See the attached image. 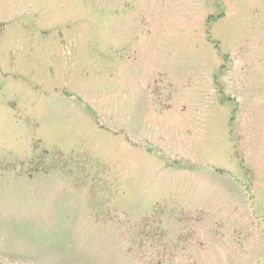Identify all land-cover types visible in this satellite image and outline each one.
Wrapping results in <instances>:
<instances>
[{
	"label": "rangeland",
	"instance_id": "1",
	"mask_svg": "<svg viewBox=\"0 0 264 264\" xmlns=\"http://www.w3.org/2000/svg\"><path fill=\"white\" fill-rule=\"evenodd\" d=\"M0 264H264V0H0Z\"/></svg>",
	"mask_w": 264,
	"mask_h": 264
}]
</instances>
